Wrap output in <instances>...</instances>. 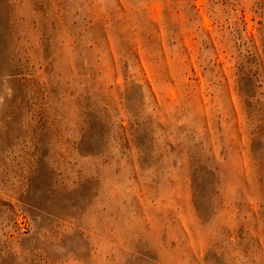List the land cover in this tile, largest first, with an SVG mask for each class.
<instances>
[{
    "label": "rangeland",
    "instance_id": "rangeland-1",
    "mask_svg": "<svg viewBox=\"0 0 264 264\" xmlns=\"http://www.w3.org/2000/svg\"><path fill=\"white\" fill-rule=\"evenodd\" d=\"M0 264H264V0H0Z\"/></svg>",
    "mask_w": 264,
    "mask_h": 264
}]
</instances>
